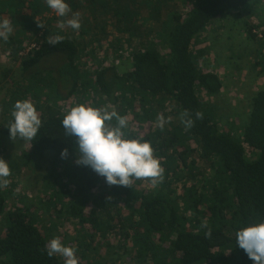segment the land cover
<instances>
[{
  "label": "trees",
  "instance_id": "obj_1",
  "mask_svg": "<svg viewBox=\"0 0 264 264\" xmlns=\"http://www.w3.org/2000/svg\"><path fill=\"white\" fill-rule=\"evenodd\" d=\"M15 1L23 3V0ZM79 1L65 0L73 10ZM257 1L263 0H185V10L171 12V24L165 32L164 29L156 32L157 42L166 51L162 52L154 42L139 46L132 52L130 70L120 76L114 73L109 77L112 68L105 67L94 71L93 78L84 81L82 68L77 62L80 46L86 48L91 42L100 41L108 26L116 32L133 36L138 30L133 23L138 22L140 16L144 18L143 9L147 10L145 18L155 17L162 12L164 0H101L97 13H104L105 22L98 24L88 20L80 32L82 40L47 25L43 37L36 39L40 42L22 60L24 69H28L59 55L61 63L55 68L56 75L54 69L43 71L42 83L61 85L67 92L62 97L64 99L88 86H94L98 92L111 97L116 88L115 91L120 89L123 95L126 90L131 92V99L127 102L133 105L134 100L139 99L140 107L152 119L157 115L156 110L151 111L150 104L153 103L169 102L179 117L185 109L193 114L194 120L197 110L204 114L202 120H195L191 129L186 130L181 123L179 143L194 141L201 156L210 158L217 165L216 179L220 184L213 182L204 194L198 193L194 187L184 209L177 200L163 193L142 192L135 180L131 187L109 186L105 178L91 168L75 163L74 138L64 134L61 122L65 113L61 108L46 102L39 114L41 127L34 140L28 141L29 148L20 156V162L25 166L40 167V161L49 158L48 184H58L61 194H69L66 211L70 216L88 219L96 230L103 232L113 230L118 222L130 228L136 250L131 264H254L237 245L236 233L264 221V89L257 91L252 98L242 138L235 137L218 126L197 93V88L210 94L217 93L223 84L216 73L200 68L191 48L195 37L215 18ZM132 3L133 9L130 7ZM87 8L90 9V2ZM107 16L110 17L107 19ZM249 32L255 36L252 28ZM56 34L63 35L64 41L50 45L48 37ZM133 112L136 113L135 107ZM12 121L10 115L1 130L8 137L7 126ZM126 131L129 138L139 137L134 130ZM149 135L143 139L148 141ZM65 148L69 154L67 159H62L61 151ZM178 154L184 158L183 151ZM119 200L126 201L131 216H115L114 202ZM202 202L206 205L204 211L200 207ZM5 210L6 198L0 191V216ZM182 210H191L195 216L189 217ZM135 214L137 219L133 218ZM5 219V230L0 233V264H63L58 255L47 256L44 246L49 240L29 209L17 207L9 210ZM205 222L212 230L211 239L205 238L207 229L201 227ZM166 242L171 244L169 249L164 246ZM85 264L94 263L86 261Z\"/></svg>",
  "mask_w": 264,
  "mask_h": 264
},
{
  "label": "rangeland",
  "instance_id": "obj_2",
  "mask_svg": "<svg viewBox=\"0 0 264 264\" xmlns=\"http://www.w3.org/2000/svg\"><path fill=\"white\" fill-rule=\"evenodd\" d=\"M99 1L101 0H81L75 4L74 10L71 9L68 17L61 18L47 6L45 0H23L22 4L15 0H0V20L8 18L13 28L7 41L0 39V158L8 163L11 171L8 186L0 188L6 198V210L0 216V233L6 227L7 212L17 207L25 208L32 212L48 240L59 237L65 246H72L77 250L79 264H85L86 261L94 264H131L136 251L131 240V229L118 222L113 230L103 232L96 230L88 219L80 220L70 216L66 211L69 194H61L58 184H48L49 158L40 161V167L23 165L20 156L29 148V142L21 138L12 140L1 131L17 100H30L39 114L46 102L55 103L64 113L78 104L107 108L108 111L115 110L119 115L128 117L127 130H134L139 137L150 134L148 141L151 142L154 156L160 160L164 173L166 164H169L165 179L155 187L148 180H135L137 188L142 192L153 195L163 193L168 198L177 200L184 209L194 187L198 193L204 194L213 182L220 184L216 179L217 165L210 158L201 156L196 143H179L182 124L169 102L150 104L151 111L156 110L157 115L172 117L171 122L161 129L156 125L157 115L153 119L149 118L144 108L140 107L139 99L136 98L133 105L127 102L132 96L127 90L123 95L122 90L115 91V88L111 97H106L94 86H88L87 89L79 88L70 98H62L67 92L61 85L55 82L42 83L45 76L43 71L54 69L56 75L55 68L61 63V57L57 54L43 60L36 67L24 69L22 60L27 58L28 48L33 43L40 42L37 40L43 37L47 25L51 29L68 33L71 38L75 36L77 40H82L80 32L83 26L86 27L88 20L98 24L105 22L104 13H97ZM164 1L162 12L155 17L145 18L147 10L143 9L144 18L140 16L138 22L133 23L138 28L133 36L116 32L113 27L108 26L107 33L100 36V41L91 42L86 48L80 46L77 62L82 68L83 80L92 79L94 71L105 67L112 68L108 72L109 77H113L114 73L120 76L130 70L132 52L139 46L154 42L161 47L157 42L156 32L163 29L165 32V28L171 24V12L184 11L186 8L185 0ZM133 6L132 3L130 7L133 9ZM77 12L81 20L78 31L59 28L60 20L70 18ZM108 17L110 16L107 19ZM37 22L43 23L45 27H39ZM250 28L255 36L249 32ZM120 39L124 42H120ZM191 49L200 68L216 73L223 84L217 93H207L203 88H197V93L218 126L241 139L249 118L252 98L257 91L264 89V0L250 2L240 9L215 18L195 37ZM161 50L166 51L162 47ZM134 107L136 113L133 112ZM112 123L115 124V120ZM191 148L194 150H189ZM179 151L184 152V158L179 157ZM114 205L115 216H131L126 201L119 200ZM200 207L202 211L206 210L205 203L202 202ZM182 211L189 217L195 216L191 210ZM133 218L138 217L135 214ZM170 245V242H166L164 246L169 249ZM59 258L64 264V258Z\"/></svg>",
  "mask_w": 264,
  "mask_h": 264
},
{
  "label": "clouds",
  "instance_id": "obj_3",
  "mask_svg": "<svg viewBox=\"0 0 264 264\" xmlns=\"http://www.w3.org/2000/svg\"><path fill=\"white\" fill-rule=\"evenodd\" d=\"M47 6L58 17L65 18L71 13V8L65 0H45ZM43 28V23H38ZM59 28H71L78 31L81 28L80 14L74 13L70 18L59 21ZM13 28L8 18L0 20V39L7 41ZM63 35L49 36L47 42L57 45L63 42ZM195 120H202L204 114L195 112ZM13 121L7 126L10 138L17 137L32 141L37 136L42 121L40 115L30 100H17L11 112ZM115 120V124L112 121ZM172 117L165 118L163 114L156 117L157 127L163 129L170 123ZM193 114L185 109L180 113V121L185 129L194 127ZM62 127L65 136L74 138L77 165L91 168L95 173L105 178L109 186L131 187L134 180H148L155 187L163 182L164 168L154 156L150 141L143 137L129 138L126 131L129 128L128 117L119 115L115 110L97 108L85 104L71 107L63 116ZM68 149L61 151V158L67 159ZM11 171L8 163L0 158V188L9 184ZM205 238H212V230L207 223ZM237 245L242 248L254 264H264V221L249 225L237 231ZM49 258L59 255L64 258V264H79L76 249L65 246L59 237L50 239L44 246Z\"/></svg>",
  "mask_w": 264,
  "mask_h": 264
},
{
  "label": "built area",
  "instance_id": "obj_4",
  "mask_svg": "<svg viewBox=\"0 0 264 264\" xmlns=\"http://www.w3.org/2000/svg\"><path fill=\"white\" fill-rule=\"evenodd\" d=\"M33 47H36V43H33L27 50V53L30 51V49H32Z\"/></svg>",
  "mask_w": 264,
  "mask_h": 264
}]
</instances>
